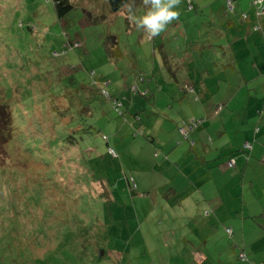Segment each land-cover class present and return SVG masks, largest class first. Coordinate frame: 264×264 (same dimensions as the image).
Listing matches in <instances>:
<instances>
[{
  "label": "rangeland",
  "instance_id": "rangeland-1",
  "mask_svg": "<svg viewBox=\"0 0 264 264\" xmlns=\"http://www.w3.org/2000/svg\"><path fill=\"white\" fill-rule=\"evenodd\" d=\"M93 1L71 0L60 18L52 0H0V86L18 127L0 149V264H196L190 251L200 243L186 229L199 217L193 201L225 191L231 172L244 183L250 171L238 161L212 177L203 172L210 166L188 160L196 168L187 167L184 180L165 170L174 154L162 137L177 120L188 150L185 123L200 120L195 133L225 123L232 136L233 124L250 120L247 104L264 108V37L252 39L239 22L235 31L220 25L226 0H195L192 10L180 0L179 18L152 39L123 8L114 13L106 0ZM144 12L136 4L135 14ZM201 82L208 91L199 92ZM180 85L185 91L174 96ZM96 178L107 181L111 201L91 198L105 191ZM61 188L73 196L59 221L52 198ZM42 192L52 198L42 201ZM75 193L84 197L74 202ZM45 207L42 236L27 214L34 220Z\"/></svg>",
  "mask_w": 264,
  "mask_h": 264
},
{
  "label": "crops",
  "instance_id": "crops-1",
  "mask_svg": "<svg viewBox=\"0 0 264 264\" xmlns=\"http://www.w3.org/2000/svg\"><path fill=\"white\" fill-rule=\"evenodd\" d=\"M235 5V12L232 15L222 12V17L220 13L217 14L222 17V19L218 20H221L220 25L228 27L229 31L240 29L236 24L240 13L244 12L249 16L253 15L252 9L248 8L246 3H240V0H237ZM234 17L236 19H232ZM249 25L245 23L242 24V27H247L249 31ZM186 43L187 40L185 41ZM253 54L255 55L254 52ZM180 59L185 61L183 53H180ZM262 63L260 60V64ZM229 65H232L231 68H234L232 63ZM263 69L264 66L262 67V71ZM202 82L197 87L199 92L202 90L208 91L209 87ZM214 82L216 81L214 80ZM216 86L218 87V84ZM248 90H250V95L248 96L251 97L256 94V91L252 92L251 89ZM170 91L174 96L180 95V91L184 92L179 88H173ZM227 92L225 96L228 95ZM208 93L210 94V91ZM221 103L217 102L214 106L216 107V105ZM223 104V108L227 107V102L226 104L223 102ZM247 107L252 113L249 116L250 120L233 124L234 130L231 131L233 133L232 136L227 134L228 129L225 123H220L219 125L211 124L210 126L204 123L201 126H206L204 132H193L191 134L192 143H190V147L187 150L185 146H182L181 140L183 139L179 132H177V120L170 118L169 121L173 123L170 127V134L162 137V141L166 144L165 148L170 149V153L174 154L173 159L165 170L172 169L182 174L183 179L187 167L191 165L193 168H196L192 163L189 164L188 160H197L201 163V166H210L211 169L209 171L204 170L203 172H210L212 177L213 172L222 173L234 169L238 161L240 162L241 171L244 173L250 171L248 180L244 183L240 181L241 175L239 171L231 172L229 178L223 182L226 188L225 191L218 187L217 194L213 195L210 200H206L204 194H201L202 199L193 201L194 205L197 206L196 214L199 217L194 218L192 216L189 218L186 224L193 223V225L186 229L200 243L198 247L194 246L195 250L190 251V255L194 259L193 262L196 264H264V163L261 161L264 154V138L261 141L257 140V138H260L264 134V108L256 106L255 109H252V107H249V104H247ZM172 108L173 106L171 105ZM255 116H257V120H260L257 123L258 125H256ZM253 122L255 125H253ZM255 128H258V131ZM216 129L218 136L213 135ZM204 135L208 137L204 138ZM155 139L156 137L151 138L153 142H155ZM247 141H252L253 143L248 158L241 150L242 144ZM171 144L172 146L170 147ZM206 147L208 148L207 151ZM168 157L170 158V156ZM229 158H234L235 160V165L232 167L227 166ZM166 172L169 173L168 171ZM255 175L259 179L255 180ZM237 176H239V181H237ZM231 177L232 189L228 187V180ZM237 183L243 185L239 190H237ZM234 190L236 191L234 192ZM183 220L181 217L180 224H183ZM228 228H230V233L226 231ZM239 253H244L246 258L240 259L238 257Z\"/></svg>",
  "mask_w": 264,
  "mask_h": 264
},
{
  "label": "trees",
  "instance_id": "trees-1",
  "mask_svg": "<svg viewBox=\"0 0 264 264\" xmlns=\"http://www.w3.org/2000/svg\"><path fill=\"white\" fill-rule=\"evenodd\" d=\"M89 1H90V3H92L93 0H89ZM185 1L187 2L188 9L192 10L195 6V0H185ZM236 1L237 0H230V1L226 0V5L224 6L225 13H228V14L230 13V15H232L235 12ZM52 2H53L55 13L60 18L67 15V13H69L74 7V4H73V2H71V0H52ZM93 2L95 3L96 1L94 0ZM106 2L108 3L107 6L111 10V12L115 13V12H118L119 10H121L123 8L122 6L126 2V0H106ZM246 2H247L246 4H247L248 8L250 7L252 9L253 15L252 16L250 15L252 18L243 12V13H240L238 22L241 25L245 24V23L250 24L249 25V28H250L249 33L251 34L252 37L254 36V34H260L264 37V12L261 9V4L256 3L257 0H248ZM138 3H141V0H136V4H138ZM219 9L221 10V7ZM243 14L245 16H243ZM232 19H236V17H234ZM220 22H221V20L218 21L219 24H220ZM66 45L69 48H72V49L75 48L74 42H72V43L69 42ZM162 56H163V60L165 61L166 60V54L163 53ZM179 87L181 88L182 91H185L184 87H182L181 85ZM102 89L103 88L100 87V91L103 93ZM2 90H3V88L0 86V149L1 150L3 149V146H5L7 144V142H9L10 139L12 140V138L14 137V134L16 132V128H18V127H15V125H14L15 120H16V118H15V112L16 111L12 109V105L8 101L4 100L3 95H2L3 94ZM160 90L162 91V87H160ZM193 90L194 89L192 88V91ZM132 91H133V93H135V91H137V90L132 89ZM192 91H189V92H192ZM143 95L146 96L147 93H145ZM117 102H119V101H116L113 104V106H114L115 110L118 112V114H122V111L118 107ZM22 103H23V100H22ZM20 104H21V102H20ZM223 106H224V104L221 103V109L223 108ZM18 107H19V105H18ZM189 123L190 122L185 123V126L189 125ZM195 129H196L195 127H192L186 135L183 134L184 135L183 137L186 139L190 138L189 134L190 133L192 134ZM103 138H104V136H103ZM75 143L77 144L78 142L74 141V144L72 143L71 145L75 146L76 145ZM67 147H69V146H67ZM242 149L244 151H246L247 153H249V149H246L244 147H242ZM229 160H234V158H229L227 161H229ZM234 165H235V160H234ZM230 167H232V166H230ZM96 180L101 181V183L104 185L105 191L103 193H101L100 195H98L97 197H91L88 193H85V194L91 198H98L97 200L111 201L112 200L111 193L106 188V185L108 184L107 181L103 178L102 179L96 178ZM57 191L59 193L60 199L56 200V199L52 198L51 195L47 196V194H44V192L41 193L42 194L41 199H43L42 201H46L47 199L52 198V200L54 202V208H55V210H57V216L56 217L59 219V221H61L62 215L64 214L63 211H65L67 209L65 207V204L70 200L72 201L71 198H72L73 194L68 192L69 189L67 191H65V188L57 189ZM76 194L77 193H75V195H74V202L77 201L78 199H80L81 197H84L83 193L80 194L79 198H78V196H76ZM88 199H90V198H88ZM90 200H92V199H90ZM32 214L33 213L29 212L27 214L29 218H27V219H31V221L37 223L40 226V228L42 230H39L37 233L41 232L42 236H43L44 231H45L44 227L46 226V224L49 221L47 209L45 207V211L43 212V214L35 216L34 220L32 219L33 218ZM24 236L28 237L29 235L27 232H25ZM44 243H45V239L43 238V244ZM56 247H58V246H56Z\"/></svg>",
  "mask_w": 264,
  "mask_h": 264
},
{
  "label": "clouds",
  "instance_id": "clouds-1",
  "mask_svg": "<svg viewBox=\"0 0 264 264\" xmlns=\"http://www.w3.org/2000/svg\"><path fill=\"white\" fill-rule=\"evenodd\" d=\"M145 8L142 15H136V0H126L123 9L129 22L143 30L149 39L155 38L165 31L167 26L179 18L177 7L180 0H141Z\"/></svg>",
  "mask_w": 264,
  "mask_h": 264
},
{
  "label": "built area",
  "instance_id": "built-area-1",
  "mask_svg": "<svg viewBox=\"0 0 264 264\" xmlns=\"http://www.w3.org/2000/svg\"><path fill=\"white\" fill-rule=\"evenodd\" d=\"M256 3L261 4V9H262V11L264 12V0H257ZM243 16H245V15L243 14ZM189 91H192V88H189ZM199 123H200V120H198V119H197V120H196V119H193L192 121H190L189 125H186L185 127H181V128H180V131H181L184 135H186V134L188 133V131H189L192 127H196V126H198ZM243 147L246 148V149H251L252 145H251L250 142H245L244 145H243ZM109 151H110L111 153L114 154L113 150L110 149ZM262 157H263V159H264V154L262 155ZM233 165H234V160H229V161H227V166L230 167V166H233ZM226 231H227L228 233H230V228L226 229ZM238 257H239L240 259H245V258H246V256H245L244 253H239Z\"/></svg>",
  "mask_w": 264,
  "mask_h": 264
}]
</instances>
